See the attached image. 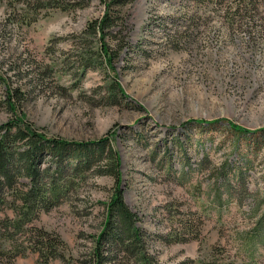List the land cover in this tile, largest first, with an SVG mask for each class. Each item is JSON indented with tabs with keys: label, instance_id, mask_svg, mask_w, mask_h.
<instances>
[{
	"label": "rangeland",
	"instance_id": "rangeland-1",
	"mask_svg": "<svg viewBox=\"0 0 264 264\" xmlns=\"http://www.w3.org/2000/svg\"><path fill=\"white\" fill-rule=\"evenodd\" d=\"M17 126L91 155L58 179L46 154L59 192L21 228L0 206L9 264H93L116 189L157 264H264V0H0V135Z\"/></svg>",
	"mask_w": 264,
	"mask_h": 264
},
{
	"label": "trees",
	"instance_id": "trees-1",
	"mask_svg": "<svg viewBox=\"0 0 264 264\" xmlns=\"http://www.w3.org/2000/svg\"><path fill=\"white\" fill-rule=\"evenodd\" d=\"M129 1L131 0H115L116 3ZM199 120L202 121V119ZM244 128L241 129L249 130ZM17 141H23V145L14 148L13 146ZM77 144L45 138L34 130L18 126L15 127L14 131L0 135V206L9 200L8 207L15 214L14 218L5 215L1 220L2 226L12 227L13 225L16 229L21 228L35 217L38 209L47 206L44 197L46 192H50L51 195H57L59 192V182L47 188L37 181L38 172H40V166L46 154H49L56 164L55 171L58 173V179L66 178L67 172L64 171L67 169L73 172L81 169L83 160H85L82 157L89 158L91 150L85 145L80 144L81 146H79ZM111 150V147L104 140H100L97 143V148H95L100 156L106 155ZM70 153H78L81 156L75 160H66L65 157ZM15 159L23 161V163L19 165L14 162ZM87 167L89 168L90 165ZM112 174L117 180L119 179L117 172ZM20 176L28 177L30 184L25 185L24 182H19ZM116 190L106 204L107 219L97 236V245L92 254L93 264H157L142 242L140 229L135 224V214L123 201L121 190ZM8 194L10 197L6 199ZM8 232L10 234H6V237L12 240V231ZM254 235L255 242L258 240V236L257 234ZM10 244L12 247V243H8L7 246ZM6 248L0 246V264L11 263L4 260ZM117 252H122L120 257L118 256L120 253L117 254Z\"/></svg>",
	"mask_w": 264,
	"mask_h": 264
}]
</instances>
